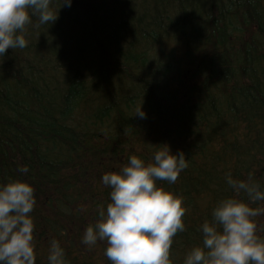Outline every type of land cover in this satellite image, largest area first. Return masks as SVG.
Returning a JSON list of instances; mask_svg holds the SVG:
<instances>
[{
	"label": "trees",
	"instance_id": "16d2710c",
	"mask_svg": "<svg viewBox=\"0 0 264 264\" xmlns=\"http://www.w3.org/2000/svg\"><path fill=\"white\" fill-rule=\"evenodd\" d=\"M61 2L53 24L32 17L27 46L0 56V183L35 189L36 264H48L52 239L66 264H110L106 242L82 243L110 202L101 177L165 143L188 162L174 184L157 181L186 209L170 247L183 264L233 196L227 174L264 189V0Z\"/></svg>",
	"mask_w": 264,
	"mask_h": 264
},
{
	"label": "clouds",
	"instance_id": "9594fccd",
	"mask_svg": "<svg viewBox=\"0 0 264 264\" xmlns=\"http://www.w3.org/2000/svg\"><path fill=\"white\" fill-rule=\"evenodd\" d=\"M71 3L62 0L61 7ZM51 4L52 0H0V56L27 46L24 32L32 17L38 18L37 26L58 19ZM134 115L146 118L142 105ZM163 145L149 162L133 154L119 171L101 177L110 189V202L98 206V219L84 229L82 243L91 249L106 242L104 255L110 264H172L170 247L173 237L185 231L186 209L181 198L157 181L174 184L188 162L183 151ZM17 169L22 175L29 172L27 165ZM226 183L233 196L219 201L211 220L200 225L202 244L187 252L183 264H264V238L258 235L256 220L264 216V189L251 177L236 179L231 173ZM35 205V189L28 181L0 183V264H36L31 215ZM47 261L66 264L56 239L49 242Z\"/></svg>",
	"mask_w": 264,
	"mask_h": 264
}]
</instances>
